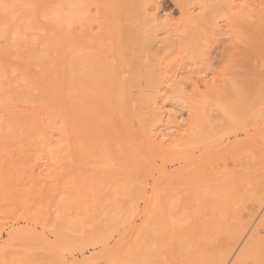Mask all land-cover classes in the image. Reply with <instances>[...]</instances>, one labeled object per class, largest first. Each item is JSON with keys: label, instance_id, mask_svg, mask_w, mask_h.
I'll return each mask as SVG.
<instances>
[{"label": "rangeland", "instance_id": "rangeland-1", "mask_svg": "<svg viewBox=\"0 0 264 264\" xmlns=\"http://www.w3.org/2000/svg\"><path fill=\"white\" fill-rule=\"evenodd\" d=\"M8 1H11L10 4ZM21 1L0 0V5L11 6L12 3ZM47 1L58 8L60 7L58 4H61L63 7H60V11L64 10L61 12L62 15L67 13L66 8L69 4L77 5V9L73 5L70 6L71 9L74 7L73 9L77 10L80 19L77 18L78 21L72 24L73 29L70 27L67 32V28H61L66 30V34L63 31L64 36H61L62 31H53V23L45 24L47 18L41 16L40 21L39 19L37 21L42 28L39 33L42 37L38 39L37 47L29 48L26 41H23L18 43L19 50L0 49V264H117L115 256H120L121 259L120 257L118 259L121 261L123 254L125 252L128 254V251L136 253L134 257H139L135 258L137 260L135 264H146L147 258L154 255L155 246L146 247L143 244L147 245L148 241L141 240L142 247H146L145 251L151 249L150 256L146 257L144 252L140 251L141 237L148 240L149 236L150 239L155 236L159 241L168 240L167 244H164L165 249H168L169 245L171 249L174 247V252L171 251V254H174L179 250L185 252V246L181 249L184 244H179L185 238L182 236L180 239L179 233L180 236L181 234L187 236L190 233L192 236L196 235V237L190 235V238L187 236L190 239V243L188 238L186 239L190 247L185 244L188 248L183 256L180 253L182 251L178 252L181 257L173 255L175 259L182 260L188 256L189 251L192 258L186 260L188 264L189 260H192L190 264H212L214 259L216 262L213 264H264V235L263 238L259 235V231L264 228V180L259 178L264 176L262 164L264 116L261 115L264 112V101H261L264 99L262 77L264 64L261 63L264 62V48H260L264 44V32L260 30L261 36L259 34L260 37L257 38L258 34L255 36L257 26L253 25L259 24L257 22L260 21V18L258 20L256 17V12L258 15L263 9L264 14V1L60 0L61 3L58 0ZM47 8L43 7L44 10ZM7 9L10 10H7V14L0 11L3 22L12 20L10 18L12 15L8 14L9 12L13 14L14 11L12 8ZM4 15L10 19H4L2 17ZM262 24L264 25V21ZM262 24L259 27L264 29ZM70 29L72 32H69ZM50 31L52 33H49ZM55 33L59 34L58 39L54 37ZM43 35L45 39L51 38L53 41V38H56L54 40H59L60 44L63 41L62 43L65 42L66 45L62 44L63 47L58 50L59 44L56 45L58 42L56 41V46L53 45L60 52L53 51L51 50L53 45L49 46L51 41L48 43L46 40L47 45L45 43L44 45L47 48L43 47ZM65 36L70 38L66 39ZM1 39L6 42L0 40V48L10 44V35ZM71 43L76 47L73 45V48L66 47ZM58 53L59 61L55 57ZM256 70L261 73L260 76ZM253 71L257 78L263 79V83L262 79L258 80L261 82L260 85L262 84L260 88H258L260 85L254 83L258 81L255 80ZM251 76L255 79L252 80ZM246 89L252 91L244 92ZM258 90L259 93L260 90L263 91L262 99L259 98ZM209 91L210 94L207 93ZM236 93L235 98L239 97L237 101L245 100L244 96L247 93V96H250L249 102L247 99L244 101L245 108L235 105L238 103L235 98L231 101L223 99L224 97L230 99ZM205 103H208L210 108ZM246 105L249 109L247 111ZM257 105L260 106L259 109L262 107L261 110L257 109ZM219 112L222 117L219 115L217 119L220 120L219 123L216 120L214 122V117L218 116ZM195 113L199 116L197 117ZM218 124L220 125L217 127ZM185 142L189 144H182ZM251 151H254V154ZM223 154H226L225 160ZM253 157L263 158L260 161L256 160L257 164ZM222 158L224 161H221ZM243 159L245 164L248 162L245 165L246 170L242 169L244 165L242 167L239 165L240 162H244ZM248 159H253V162ZM260 162L263 166L259 164ZM255 164L258 165L255 166L258 170L254 167ZM203 165H207V169L205 167L203 169ZM260 166L263 168L259 170ZM196 168L205 171L203 173L205 175L201 174L202 170L197 174L199 177L202 176L201 181L196 179H199L196 173L195 180L189 178L190 174L191 177L194 176L192 173L198 170ZM148 169L152 170L149 172ZM230 170L233 174L229 172ZM179 172L180 178L178 176L177 179H181L183 184L181 181L176 182ZM146 173L148 178H145ZM240 173L245 176L241 177ZM187 175L189 179L186 182ZM160 176L162 177L159 179ZM170 180L176 182V185L182 184V187L170 183L169 188L166 184ZM224 184H229V188ZM218 185H222L223 188L217 189ZM172 186L174 189L176 187L180 189L177 190L181 192L180 195L176 190V192L172 190ZM132 191L137 192L136 196ZM228 194L231 197H228ZM258 196L261 199L257 201L258 203L252 200H259ZM134 197L136 200L132 199ZM212 198L213 200H210ZM156 199L158 203L160 202V206L157 203V210ZM162 200L164 202H161ZM163 203L169 206L166 208ZM161 205L165 206L166 210ZM210 205L216 207H213L217 209L216 211L212 209L214 213ZM183 206L186 209H183ZM125 207L129 211L124 210ZM176 209H179L180 213ZM236 209L238 213L240 211L239 220L243 219L244 227L241 228L244 230L239 229L241 233L237 232L238 234L234 235L233 222L241 221L237 219L232 221V216H237ZM154 211L156 215L159 212L157 216L160 220L152 218L155 216ZM159 215H162V218ZM146 219L155 221V224L152 223L151 227ZM194 219L197 224L193 223ZM140 228L141 237L138 231ZM157 228L159 234L156 233ZM256 233H259V241ZM169 234L172 238L168 236L166 239V235ZM241 234L242 236H236ZM144 235H148L147 238L143 237ZM162 235L166 238H161ZM232 235L233 238L238 237L236 242L235 239H231ZM195 244H198L197 247ZM133 247L137 248L138 252ZM103 250L104 253L108 251L105 254L110 252L108 256L112 259L104 257ZM118 251L116 255L115 252ZM140 253L143 257L145 255V260ZM154 257L150 264H153L152 260H156Z\"/></svg>", "mask_w": 264, "mask_h": 264}, {"label": "bare ground", "instance_id": "bare-ground-1", "mask_svg": "<svg viewBox=\"0 0 264 264\" xmlns=\"http://www.w3.org/2000/svg\"><path fill=\"white\" fill-rule=\"evenodd\" d=\"M55 1H57V0H55ZM58 1H60V0H58ZM58 1H57V2H58ZM256 1H257V0H256ZM256 1H255V2H256ZM262 1H264V0H262ZM3 2H4V1H3ZM3 2H2V3H3ZM5 2H6V1H5ZM10 2H11V1H8L9 4H10ZM15 2H16V1H15ZM18 2H19V0H18ZM0 3H1V2H0ZM60 3H61V1H60ZM66 3H67V2H66ZM71 3H73V2H71ZM263 3H264V2H263ZM3 4H5V3H3ZM6 4H7V3H6ZM12 4H13V5H11V6H10V5H2V4L0 5V11H1V12L3 11V14L6 13V12H8V11H10V10H8L7 8H12L13 11H14V13H13V11H11L14 15L11 14L10 12H9V14H8L9 16L12 15V16H10V18H12V20H8L9 17H6L7 15L2 16V17H4V19L7 18V20H8L7 22H6V20H5L4 22L1 21L2 18H1V16H0V40L3 41L4 39H1V37L4 38V37H7V35H10V44L5 45L4 48H3V46H1V48H0L1 50H8V49H11V48H12V49H18V50H19L20 47L18 48V46H19L18 43H19V42H23V41H26V43H27L26 46H28L29 48L37 47V45H38V42H37V41H38V39H39L40 37H42V36L39 35V33L42 31L41 25H40V23H39V21H40V19H41V18H40L41 16H42V18L44 17V19L47 18V22H46V19H45V21H44V19L42 20V21L45 22V24H46V23H49V22H51V23H49V24H52V23H53V24H52V25H53V26H52V27H53V31L56 30V32L60 31L61 28H63V27H64V29L67 28V32H68V28H70V27L72 26V24H74L76 21H78V20H77V18H78L77 10H74V9H73L74 7H72V9H71V7H70V6H72L73 4H75V3H73V4H69V6H68V4H67L68 8H70V9L66 8V9H67V13H63V15L61 14V12H63L64 10H63V11H60V7H63L61 4H58V5L60 6V7L58 8V6H56L55 4H48V1H47V0H38V1H37V0H33V1H23V0H22L21 3H16V4H15V3H12ZM47 4L50 5V7L47 6ZM260 4H261V6H262V3H260ZM44 6H45V8H47V7H49V8H47V10H44V9H43ZM46 6H47V7H46ZM67 6H65V7H67ZM73 6H75V8L77 9V5H73ZM255 8H256V7H255ZM263 8H264V5H263ZM3 9H4V10H3ZM5 9H6V10H5ZM61 9H62V8H61ZM64 9H65V8H64ZM7 10H8V11H7ZM259 10H260V8H259ZM42 11L46 12L47 14H44V12H42ZM260 11H261V10H260ZM262 11H263V9H262ZM262 11L259 12L258 15H257V12H256V17H257V19L260 18V21L257 22V23H259V24H260V23L262 24V22L264 21V14L262 13ZM65 12H66V10H65ZM261 13H262V14H261ZM6 14H7V13H6ZM65 14H66V15H65ZM260 14H261V15H260ZM0 15H1V14H0ZM79 15L82 16V18H83V16H84V15H81V14H79ZM63 16H64V17H63ZM80 16H79V17H80ZM259 16H260V17H259ZM261 16H262V18H261ZM36 17H37V18H36ZM10 18H9V19H10ZM80 18H81V17H80ZM84 18H85V16H84ZM37 19H39V21H37ZM78 19H79V18H78ZM261 19H263V21H262ZM79 20H80V19H79ZM83 20H84V19H83ZM253 20H254V22L256 21L255 19H253ZM258 20H259V19H258ZM261 21H262V22H261ZM254 22H253V23H254ZM41 24H42V23H41ZM259 24H256V23L253 24L254 26H257V30H255V36H256V34H258V35H257L258 37L256 36L257 38H259V37L261 36V31H260V30H263V32H264V29H262V28L259 27V26H261V24H260V25H259ZM42 25H43V24H42ZM262 25H263V24H262ZM263 26H264V25H263ZM71 28L73 29V27H71ZM263 28H264V27H263ZM31 31H38V33L31 34V33H30ZM61 31H62V33H63L64 30H61ZM258 31H260V32L258 33ZM43 32H44V30H43ZM69 32H72L71 29H70ZM263 32H262V33H263ZM49 33H52V32L50 31ZM62 33H61V36H64V33L66 34V30L64 31L63 34H62ZM43 34H45V32H44ZM67 34H68V33H67ZM259 34H260V36H259ZM55 35H56V36H54V37H56V38L59 36V34H56V33H55ZM68 35H69V34H68ZM50 36H51V35H49V37H50ZM69 36H70V35H69ZM44 37H45V36L43 35V47H45V46L47 45V44L45 43L46 40H47L48 43L51 41V43H49V46H51V45H53V44L55 45L56 41L59 42V40H54V39H56V38H53L52 36H51V37L53 38V41L50 40L51 38L49 39V38L46 37L47 39H45ZM59 37H60V36H59ZM65 38H66V36H65ZM67 38H68V37H67ZM67 38H66V39H67ZM69 38H70V37H69ZM69 38H68V39H69ZM57 39H58V38H57ZM59 39L62 40V38H59ZM255 39H256V38H255ZM11 40H12L13 42H12ZM44 40H45V41H44ZM48 40H49V41H48ZM61 40H60V41H61ZM263 40H264V39H263ZM4 41H5V40H4ZM258 41H259V39H258ZM5 42H6V41H5ZM58 42L56 43V45L59 44L58 46H61V47H59V48H60V49H59L58 46H57V49H58V50H61V48L63 47V45L65 46L66 44H65V42H64V44H63V43H62L63 41H61V44H60V42H59V43H58ZM67 42H68V41H67ZM7 43H9V42H7ZM44 43H45L46 45H44ZM68 43H69V42H68ZM257 43H259V42H257ZM257 43H256V44H257ZM62 44H63V45H62ZM24 45H25V44H24ZM24 45H23V46H24ZM54 45H53V49H52V47H51V50H53V51H54V50H57V49H55L56 47H54ZM56 45H55V46H56ZM72 45L74 46V44L71 43L70 45H67L66 47H72ZM49 46H48V48L50 49ZM261 46H262V45H261ZM75 47H76V46H74V48H75ZM46 48H47V46H46ZM72 48H73V47H72ZM260 48H261V49L264 48V44H263V47H260ZM256 49H257V47H256ZM58 50H57V51H58ZM258 50H259V48H258ZM261 51H263V50H261ZM261 51H259V52H261ZM55 52H56V51H55ZM58 52H60V51H58ZM259 52H258V53H259ZM261 53H262V52H261ZM263 53H264V52H263ZM263 53H262V54H263ZM259 55H260V54H258V56H259ZM58 56H59V57H58ZM260 56H261V55H260ZM55 57H56V59L59 61V58H60L59 53H58V55L55 56ZM57 57H58V58H57ZM263 57H264V56H263ZM263 57H262V58H263ZM251 58H252V57H251ZM259 58H260L259 61L261 62V57H259ZM259 58H258V59H259ZM255 59H256V58H255ZM58 61H57V63H58ZM251 61H252V60H251ZM255 61H256V60H255ZM257 61H258V60H257ZM257 61H256V62H257ZM259 61H258V62H259ZM241 62H243V60H242ZM249 63H250V62H249ZM251 63H252V62H251ZM261 63L264 64V62H261ZM261 63H260V64H261ZM240 64L242 65L243 63H240ZM253 65H254V64H253ZM256 66H257V65H256ZM250 67H251V66H250ZM253 68H255V67L253 66ZM256 68H257V67H256ZM256 68H255V69H256ZM258 68H259V70H260V66H258ZM255 69H254V70H255ZM263 70H264V69H263ZM263 70H262V67H261V71H263ZM261 71H259V72H261ZM263 72H264V71H263ZM263 72H262V73H263ZM245 73H246V74H247V73L249 74V72H245ZM245 73H244V74H245ZM252 73H253V75H254V74L256 75V73H257V75L259 74L258 76L261 75V73H258L257 70H256V73H255L254 71H253ZM263 74H264V73H263ZM251 75H252V74H251ZM255 75H254V76H255ZM239 76H240V75H239ZM243 76H245V75H243ZM245 77H246V76H245ZM249 77H250V76H248V78H249ZM251 77H252V76H251ZM255 77H256V79H255ZM255 77H254V79H255L256 81H258V80L260 81V79H262V78H259V77H258V78H259V79H258L257 76H255ZM262 77H264V75H262ZM246 78H247V77H246ZM251 79L254 80L253 77H252ZM239 80H240V77H239ZM239 80H237V81H239ZM243 81H246V80L243 79ZM247 81H248V80H247ZM259 81H258V82H255V81H254V83H256L257 85H260L261 82L263 83V79L261 80V82H259ZM241 82H242V80L239 81V83H241ZM250 82H251V81H250ZM252 83H253V82H252ZM244 84H245V82H244ZM246 84H247V83H246ZM237 85H238V84H237ZM249 85H250V84H249ZM251 85H252V84H251ZM254 85H255V84H254ZM257 85H256V86H257ZM263 85H264V84H263ZM238 86H239V85H238ZM256 86H254V87L256 88ZM261 86H262V84H261L260 86H258V88H260ZM245 87H246V86H245ZM250 88H251V87H250ZM250 88H249V89H250ZM249 89H246L244 92L248 91ZM261 89H262V88H261ZM252 90H254V88H253ZM252 90H251V91H252ZM223 91H224V89H223ZM229 91H230V90H229ZM251 91H248V93H250ZM263 91H264V89H263ZM263 91L260 90V93H259V90L257 91V92L260 94L259 98H261V99H262L263 96H264V95H263V96L261 95V94L264 93ZM232 92H233V91H232ZM261 92H263V93H261ZM207 93L210 94V91L207 92ZM213 93H214V92H213ZM224 93H226V92L224 91ZM248 93H247V95H248ZM255 93H256V92H255ZM258 93H256V94L258 95ZM216 94L219 95V93H216ZM220 94H221V93H220ZM238 94H239V93H238ZM240 94H241V93H240ZM207 95H208V94H207ZM225 95H228V94H224V96H225ZM242 95H243V94H242ZM245 95H246V94H245ZM247 95H246V96H247ZM252 95H254V94L252 93ZM252 95H251V97L253 98ZM257 95L254 96V97H256V101H257V99H258V98H257ZM212 96H213V95L211 94V97H212ZM228 96H229V95H228ZM232 96H233V97H232L233 99H232V98L229 99V97H227V98L224 97L223 99H224L225 101H227V100H230V101H231V100H235V99H236V102L239 103L240 100L237 101V99H239V97H236V98H235V96H237V93L234 94V95H232ZM243 96H244V95H243ZM243 96H242V97H243ZM246 96H244L245 100H246V99H247V100L250 99V96H247V97H246ZM230 97H231V96H230ZM248 97H249V98H248ZM212 98H213V97H212ZM212 98H211V99H212ZM221 98H222V97H221ZM234 98H235V99H234ZM207 99H208V98H207ZM218 99H219V97H218ZM240 99H241V97H240ZM261 99H259V101H260ZM212 100H213V99H212ZM216 100H217V99H214V101H216ZM221 100H222V99H221ZM242 100H243V101H242ZM245 100H244V99H241L242 102L240 101V103L243 104L242 106H241L240 103H239V104H238V103H235V101H232V103L234 102L235 105L237 104L239 107H244V106H245L244 104H245V102H246ZM253 100H254V99H253ZM219 101H220V99H219ZM244 101H245V102H244ZM249 101H250V100H248V102H249ZM261 101H264V99H262ZM200 102H201V101H200ZM205 102H206V101H205ZM243 102H244V103H243ZM253 102H255V100H254ZM257 102H258V101H257ZM208 103H209V102H208ZM208 103H205V104H207V106H208ZM251 103H252V102H251ZM251 103H249V104H251ZM259 103H260V102H259ZM247 104H248V103H247ZM252 104H253V103H252ZM252 104H251V106H253V105L255 106L256 102H255V104H253V105H252ZM196 105H197V103H196ZM202 105H203V103H202ZM232 105H233V104H232ZM261 105H262V102H261L260 106H261ZM263 105H264V102H263ZM200 106H201V105H200ZM207 106H206V107H207ZM209 106H210V103H209ZM209 106H208V107H209ZM214 106H215V105H214ZM251 106L248 105L249 108H250ZM260 106L257 105V109H259L258 107H260ZM210 107H211V106H210ZM210 107H209V108H210ZM231 107H232V106H231ZM235 107L237 108V106H235ZM239 107H238V108H239ZM197 108H198V107H197ZM217 108H218V107H217ZM229 108H230V107H229ZM244 108H245V107H244ZM244 108H243V109H244ZM251 108H252V107H251ZM261 108H262V107H261ZM261 108H260L259 110H261ZM263 108H264V106H263ZM207 109H208V108H207ZM210 109H212V107H211ZM231 109H232V108H231ZM233 109H234V108H233ZM247 109H248V108H247V105H246V111H247ZM213 110H214V109H213ZM236 110H237V109H236ZM240 110H241V108H240ZM248 110H249V109H248ZM263 110H264V109H263ZM206 111L208 112V110H206ZM216 111H218V110H216ZM219 111H220V110H219ZM225 111H226V110H225ZM227 111H228V110H227ZM230 111H231V110H230ZM254 111H255V110H254ZM256 111H258V110H256ZM238 112H239V111H238ZM240 112H241V111H240ZM240 112H239V113H240ZM250 112H252V110H251ZM250 112H249V113H250ZM227 113H229V112H227ZM231 113H232V112H231ZM244 113H245V109H244ZM249 113H248V114H249ZM256 113H257V112H256ZM259 113H260V112H259ZM195 114H197V113H195ZM206 114H207V113H206ZM216 114H217V113H216ZM216 114H215V115H216ZM237 114H238V113H237ZM208 115H209V112H208ZM215 115H214V116H215ZM219 115H221V112L218 113V116H215V117H214V122H215V120L218 121L217 119H218ZM250 115H251V114H250ZM252 115H253V114H252ZM261 115L264 116V112H263V114H261ZM196 116L198 117L199 115L197 114ZM232 116H233V115L231 114V117H232ZM237 116H239V114H238ZM237 116H236V117H237ZM242 116H244V115H242ZM242 116H241V118H242ZM246 116H247V114H246L244 117L246 118ZM253 116H254V115H253ZM259 116H260V115H259ZM194 117H195V116H194ZM200 117H201V115H200ZM209 117H210V116H208V118H209ZM216 117H217V118H216ZM221 117H222V115H221ZM234 117H235V116H234ZM248 117H249V116H248ZM215 118H216V119H215ZM239 118H240V117H239ZM239 118H238V119H239ZM241 118H240V119H241ZM249 118H252V117L250 116ZM203 119H204V118H203ZM209 119H211V118H209ZM232 119H233V118H232ZM201 120H202V119H201ZM205 120H206V119H205ZM242 120H244V119H242ZM198 121H200V120H198ZM219 121H220V120H219ZM219 121H218V123H219ZM245 121H247V120H245ZM245 121H244V122H245ZM209 122H210V121H209ZM233 122H234V120H233ZM240 122H241V121H240ZM256 122H257V121H256ZM263 122H264V121H263ZM245 123H246V122H245ZM188 124H189V123H188ZM205 124H206V123H205ZM210 124H211V123H210ZM212 124H215V123L212 122ZM228 124H229V123H227V125H228ZM238 124H239V123H238ZM262 124H263V123H262ZM219 125H220V124H218L217 127H218ZM222 125H223V124H222ZM235 125H236V123H235ZM263 125H264V124H263ZM263 125H262V127H264ZM202 126H203V125H202ZM228 126H229V125H228ZM228 126H227V127H228ZM241 126H242V125H241ZM203 127H204V126H203ZM212 127H213V126H212ZM221 127H223V126H221ZM221 127H220V128H221ZM230 127H231V125H230ZM237 127H238V126H237ZM260 127H261V126H260ZM228 128H229V127H228ZM200 129H201V128H200ZM204 129H205V128H203V130H204ZM215 129H216V128H215ZM224 129H225V127H224ZM238 129H239V128H238ZM254 129H255V128H254ZM205 130H206V129H205ZM227 130H229V129H227ZM219 131L221 132L220 129H219ZM247 131H248V130H247ZM256 131H257V130H256ZM224 132H225V131H224ZM147 133H148V132H147ZM162 133H163V132H162ZM255 133H256V132H255ZM263 134H264V133H263ZM263 134H262V135H263ZM142 135H143V134H142ZM194 135H195V134H194ZM250 135H251V134H250ZM250 135H249V136H250ZM147 136L149 137V133L147 134ZM196 136H197V135H196ZM199 136H200V135H199ZM232 136H233V135H232ZM252 136H254V135H252ZM252 136H251V138H254V137H252ZM148 137H147V139H148ZM247 137H248V135H247ZM189 138H190V137H189ZM193 138H194V137H193ZM207 138H208V137H207ZM251 138H249V139H251ZM263 138H264V135H263ZM175 139H176V138H175ZM201 139H202V137H201ZM210 139H211V138H210ZM261 139H262V138H261ZM149 140H150V138H149ZM192 140H194V139H192ZM196 140H197V138H196ZM196 140H194V141L197 142ZM208 140H209V139H208ZM256 140H257V139H256ZM176 141H178V140L176 139ZM183 141H184V140H183ZM198 141H199V139H198ZM202 141H203V140H202ZM258 141H260V138L258 139ZM173 142H174V140H173ZM191 142H192V141H191ZM191 142H190V143H191ZM228 142H229V141H228ZM262 142H263V141H262ZM241 143H242V142H241ZM248 143H249V142H248ZM251 143H252V141H251ZM182 144H189V143H188V142H185V143H182ZM182 144H181V145H182ZM193 144H194V143H193ZM210 144H211V143H210ZM229 144H230V143H229ZM232 144H233V143H232ZM255 144H257V143H255ZM174 145H175V144H174ZM176 145H177V144H176ZM179 145H180V144H179ZM234 145H237V144H234ZM244 145H245V144H244ZM261 145H262V143H261ZM256 146H257V145H256ZM263 146H264V145H263ZM184 147H185V145H184ZM184 147H183V148H184ZM190 147L193 148V146H190ZM252 147H253V146H252ZM162 148H164V147H162ZM173 148H174V147H173ZM187 148H188V147H187ZM210 148H211V147H210ZM237 148H239V147H237ZM246 148H247V147H246ZM256 148H257V147H256ZM263 148H264V147H263ZM235 149H236V147H235ZM259 149H260V148H259ZM196 150H197V149H196ZM231 150H232V149H231ZM239 150H240V149H239ZM249 150H250V149H249ZM257 150H258V148H257ZM260 150H261V149H260ZM237 151H238V150H237ZM255 151H256V149H255ZM262 151H264V149H262ZM187 152H188V151H187ZM235 152H236V151H235ZM235 152H234V153H235ZM251 152L254 154V151H251ZM258 152H259V151H258ZM204 153H205V152H204ZM256 153H257V152H256ZM259 153H260V152H259ZM171 154H172V153H171ZM225 155H226V154H225ZM225 155L223 154L224 160H225ZM182 156H183V155H182ZM219 156H220V155H219ZM172 157H173V156H172ZM172 157H171V158H172ZM178 157H179V156H178ZM178 157H177V158H178ZM197 157H198V156H197ZM226 157L230 158V156H226ZM175 158H176V157H175ZM175 158H174V159H175ZM179 158H181V157H179ZM219 158H220V157H219ZM251 158H252V156H251ZM253 158H254V157H253ZM262 158H263V157H261V158H258V157H257V159H256V158H254V159H255V161H256V160H259V161H260ZM216 159L218 160V157H217ZM226 159H227V158H226ZM231 159H232V158H231ZM244 159H245V158H244ZM244 159H243V160H244ZM160 160H161V159H160ZM202 160H203V159H202ZM207 160H208V162H209V159H207ZM224 160H223V158H222L221 161H224ZM248 160H250V161L252 160V162H253V159H248ZM178 161H179V160H178ZM203 161H204V160H203ZM214 161H216V160H214ZM214 161H213V162H214ZM226 161H227V160H226ZM165 162H166V161H165ZM179 162H180V161H179ZM217 162H218V161H217ZM219 162H220V160H219ZM219 162H218V164H219ZM252 162H251V164H252ZM256 162H257V164H258V161H256ZM261 162H262V161H261ZM261 162H260L259 164H261ZM191 163H192V162H191ZM220 163H224V162H220ZM238 163H239V162H238ZM199 164H200V163H199ZM205 164L208 165V163H206V161H205ZM216 164H217V163H216ZM224 164H225V163H224ZM247 164H248V162L245 164V160H244L243 163H241V162L239 163V165H241V167L244 165L245 168L242 167L243 170H244V169L246 170V166H245V165H247ZM257 164H255L254 167H255V166H258ZM262 164H264V162H262ZM262 164H261V166H263ZM201 165H202V164H201ZM207 165H206V166L203 165V169H205V168L207 169ZM252 165H253V164H252ZM252 165H251V166H252ZM223 166H224V165H223ZM261 166H260V167H261ZM148 167H150V166H148ZM148 167H147V168H148ZM186 167H187V165H186ZM195 167H196V166H195ZM204 167H205V168H204ZM249 167H250V166H249ZM254 167H253V168H254ZM260 167H259V170L263 168V167H261V168H260ZM141 168H142V167H141ZM154 168H155V165H154ZM212 168H213V167H212ZM238 168H239V167H238ZM255 168H257V167H255ZM255 168H254V169H255ZM142 169H146V167H145V168H142ZM156 169H157V168H156ZM181 169H182V168H181ZM196 169H198V170L195 171V172L193 171V173H192L194 176L191 177V174H190L189 178H193V179L195 180L196 175H197L198 173L200 174V170H202V171H201V174H202V175H205V174H203V173H205V171H203L202 168H200V169H199V168H196ZM223 169H224V168H223ZM225 169H226V168H225ZM232 169L235 171L234 167H233ZM248 169H249V168H248ZM263 169H264V168H263ZM148 170H149V169H148ZM150 170H152V169H150ZM150 170H149V172H150ZM153 170H154V169H153ZM161 170H163V169H161ZM183 170H184V168H183ZM243 170H241V171L244 172ZM257 170H258V168H257ZM146 171H147V170H146ZM146 171H145V172H146ZM174 171H175V170H174ZM179 171H180V170H179ZM214 171H215V170H214ZM225 171H226V170H225ZM234 171H233V172H234ZM247 171H248V170H247ZM247 171H246V172H247ZM249 171H251V170H249ZM252 171H253V170H252ZM255 171H256V170H255ZM149 172H148V173H149ZM153 172H154V171H153ZM227 172H228V171H227ZM229 172H231V170H230ZM235 172H236V171H235ZM235 172H234V173H235ZM239 172H240V170H239ZM184 173H185V172H184ZM184 173H183V174H184ZM195 173H196V175H195ZM223 173H224L223 176H225V175H226L225 172H223ZM231 173H232V172H231ZM247 173H248V172H247ZM247 173H246V175H247ZM149 174H150V173H149ZM149 174H148V175H149ZM159 174H161L160 171H159ZM167 174H168V172H167ZM167 174H166V175H167ZM215 174H218V173H215ZM227 174H228V173H227ZM232 174H233V173H232ZM235 174H236V173H235ZM238 174H239V173H238ZM243 174H244V173H243ZM254 174H256V173L254 172ZM258 174L260 175V173H258ZM142 175H143V174H142ZM144 175H145V178H148V177L146 176L147 173L144 174ZM154 175H155V174H154ZM166 175H165V176H166ZM175 175H177V174H175ZM175 175H174V177H175ZM179 175H180V172H179V174L176 176V182H177V183H179V182L181 181V179H177V177H178ZM181 175H182V174H181ZM207 175L211 178V176L209 175V173H208ZM207 175H206V176H207ZM218 175H219V174H218ZM240 175H241V177H242V176H245V174L242 175V173H240ZM240 175H239V177H240ZM184 176H185V175H184ZM208 176H207V178H208ZM248 176H249V175H248ZM253 176H256V175H253ZM253 176H252V177H253ZM161 177H162V176H160L159 179H160ZM197 177H199V175H197ZM215 177L217 178V176H214V178H215ZM219 177H220V175H219ZM219 177H218V178H219ZM256 177H257V176H256ZM260 177L263 178V180H264V176H259V178H260ZM179 178H180V176H179ZM186 178H187V179H186ZM186 178H185V181L187 182V180L189 179V178H188V175L186 176ZM200 178L202 179V176H201V175H200L199 179H198V178H196V179L201 181ZM210 178H208V179H210ZM220 178H221V177H220ZM153 179H154V178H153ZM193 179H192V180H193ZM203 179H204V178H203ZM241 179H242V178H241ZM141 180H143V179H141ZM173 180H174V179H173ZM177 180H179V181H177ZM190 180H191V179H190ZM192 180H191V181H192ZM194 180H193V181H194ZM210 180H212V179H210ZM232 180H233V179H232ZM234 180H236V179H234ZM238 180H239V179H238ZM261 180H262V179H261ZM143 181H144V180H143ZM159 181H161V180H159ZM213 181H214V179H213ZM139 182H140V181H139ZM157 182H158V181H157ZM176 182L170 180L169 182H167L166 186L168 185V187L171 188V187L169 186L170 183H173V185H176V184H177ZM181 182H182V184H183V181H181ZM189 182H190V181H189ZM189 182H188V183H189ZM224 182H225V180H224ZM226 182H227V180H226ZM231 182H232V181H231ZM236 182H238V181H236ZM257 182H258V181H257ZM261 182H262V181H261ZM141 183H142V182H141ZM159 183H160V182H159ZM159 183H158V185H159ZM163 183H165V180H164ZM174 183H175V184H174ZM188 183H187V184H188ZM228 183H230V181H229ZM255 183H256V182H255ZM144 184H145V183H144ZM148 184H149V183H148ZM182 184H180V185H176V186H179V187H180ZM190 184H191V183H190ZM246 184H247V183H246ZM257 184H258V183H257ZM163 185H164V184H163ZM171 185H172V184H171ZM216 185H217V184H216ZM225 185H226V184H224V186H225ZM230 185L232 186V184H230ZM253 185H254V184H253ZM259 185H260V184H259ZM263 185H264V184H263ZM145 186H146V184H145ZM176 186H175V187H176ZM213 186H214V185H213ZM226 186L228 187L229 184H227ZM239 186H240V185H239ZM140 187H141V186H140ZM157 187H158V186H157ZM172 187H173V186H172ZM181 187H182V186H181ZM183 187H184V186H183ZM209 187H210V185H209ZM214 187H215V186H214ZM216 187H217V189H218V187H219L220 189H221V187L223 188L222 185H221V186L218 185V186H216ZM259 187H261V186H259ZM263 187H264V186H263ZM164 188H165V187H164ZM228 188H229V187H228ZM184 189H186V188H184ZM187 189H188V188H187ZM191 189H192V188H191ZM217 189H216V190H217ZM224 189H225V188H224ZM256 189H257V188H256ZM159 190H160V189H159ZM170 190H171V189H170ZM172 190H173V191H175V190L177 191V190H180V189H177V187H176V189H174V187H173ZM197 190H198V189H197ZM199 190H200V188H199ZM216 190H215V192H216ZM151 191H153V190H151ZM176 191H175V192H176ZM132 192L135 193L136 191H132ZM142 192H143V191H142ZM142 192H140V193H142ZM184 192H185V191H184ZM187 192H188V190H187ZM221 192H222V191H221ZM136 193H137V192H136ZM136 193H135V196H136ZM171 193H173V192H171ZM177 193H179V195H180L181 192H178V191H177ZM218 193H219V192H218ZM247 193H248V192H247ZM257 193L259 194V192H257ZM260 193H262V192H260ZM130 194H131V193H130ZM150 194H151V193H150ZM154 194H155V193H154ZM191 194H192V193H191ZM223 194H224V193H223ZM234 194H235V193H234ZM248 194H249V193H248ZM131 195H132V194H131ZM143 195H144V194H143ZM143 195H142V196H143ZM163 195H164V194H163ZM200 195H201V194H200ZM209 195H210V194H209ZM226 195H227V194H226ZM239 195H240V194H239ZM132 196H134V195H132ZM146 196H147V193H146ZM158 196H159V195H158ZM171 196H172V195H171ZM237 196H238V195H237ZM240 196L242 197V195H240ZM251 196H252V195H251ZM139 197L141 198V195H139ZM139 197H138V198H139ZM144 197H145V195H144ZM144 197H143V198H144ZM155 197H156V196H155ZM159 197H160V196H159ZM193 197H194V196H193ZM195 197H196V196H195ZM220 197H221V196H220ZM228 197H231V196H229V194H228ZM234 197H236V196H234ZM127 198H128V197H127V195H126V199H127ZM164 198H165V197H164ZM190 198H191V197H190ZM198 198H199V197H198ZM209 198H210V197H209ZM223 198H224V196H223ZM242 198H243V197H242ZM259 198H260V196H258V199H259ZM261 198H262V196H261ZM130 199H131V198H130ZM132 199L136 200L135 197L132 198ZM158 199H160V198H158ZM162 199H163V198H162ZM179 199H180V198H179ZM181 199H182V198H181ZM248 199H249V198H248ZM128 200H129V199H128ZM173 200H174V199H173ZM203 200H204V199H203ZM210 200H213V198L210 199ZM216 200H217V199H216ZM224 200H225V199H224ZM229 200H230V199H229ZM235 200H236V199H235ZM239 200H240V199H239ZM252 200H255L256 202H257V201L259 202L261 199H259V200H257V199H252ZM137 201H138V200H137ZM153 201H154V200H153ZM157 201H158V200L156 199V201H155V207H156V209H155V210H157V207L160 206V204H159L160 202L158 203ZM180 201H182V200H180ZM201 201H202V200H201ZM231 201H232V200H231ZM255 201H254V202H255ZM161 202H164V200H162ZM177 202L179 203V201H177ZM208 202H209V200H208ZM210 202H211V201H210ZM221 202H223V201L221 200ZM224 202H225V201H224ZM250 202H251V201H250ZM250 202H249V203H250ZM258 202H257V203H258ZM144 203H146V202H144ZM157 203L159 204L158 206H157ZM180 203H181V202H180ZM182 203H183V202H182ZM188 203H189V201H188ZM205 203H206V202H205ZM146 204H147V203H146ZM163 204H164V203H163ZM175 204H176V203H175ZM209 204H210V203H209ZM213 204H214V203H213ZM221 204H224V203H221ZM227 204H228V203H227ZM232 204H233V203H232ZM237 204H238V202H237ZM245 204H246V203H245ZM253 204H254V203H253ZM260 204H261V203H260ZM164 205H165V204H164ZM187 205H189V204H187ZM190 205H191V204H190ZM206 205H207V204H206ZM211 205H212V204H211ZM211 205H210V207H212V208H211V211H212L213 207H215V206H211ZM216 205H217V204H216ZM257 205H258V204H257ZM151 206L153 207V206H154V203H153ZM161 206L163 207L164 210H166L167 206H169V205H167V206L165 205L166 208H164L165 206H163V205H161ZM172 206H173V205H172ZM192 206H193V205H192ZM208 206H209V205H208ZM225 206H226V204H225ZM243 206H244V205H243ZM126 207H127V206H126ZM126 207H125L124 210H128V208L126 209ZM162 207H161V208H162ZM177 207H178V205L176 206V208H177ZM185 207H186V204H185ZM194 207H195V206H194ZM203 207H204V206H203ZM206 207H207V206H206ZM161 208H160V209H161ZM168 208H169V207H168ZM174 208H175V207H174ZM179 208H180V207H179ZM182 208H183V209H186V208H184V206H183ZM182 208H181V209H182ZM198 208H199V207H198ZM215 208H216V207H215ZM215 208H214V209H215ZM232 208H234V207H232ZM239 208H240V207H239ZM152 209H153V208H152ZM188 209H190V207H188ZM209 209H210V208H209ZM214 209H213V211H214ZM219 209H220V206H219ZM168 210H170V209H168ZM168 210H167V212L165 211L166 214H167V216H168ZM177 210H178L179 213H180V210H179V209H176V211H177ZM190 210H192V209H190ZM216 210H217V209H215V211H216ZM234 210H235V209H234ZM128 211H129V210H128ZM160 211H161V210H160ZM162 211H163V210H162ZM201 211H202V210H201ZM201 211H200V212H201ZM203 211H204V210H203ZM205 211H208V210L205 209ZM213 211H212V212H213ZM231 211H233V209H232ZM237 211H238V210L236 209V211H235L236 214H237L236 217H235L234 214H232V215H234V216H232V217H233V220H232V221H234V220L236 221V219H237L238 221L241 220V219L239 220V218H241V216L239 215V214H240V211H239V213H238ZM163 212H164V211H163ZM182 212H184V211H182ZM182 212H181V213H182ZM209 212H210V211H209ZM218 212H219V211H218ZM221 212H222V211H221ZM235 212H234V213H235ZM127 213H128V212L126 211V214H127ZM145 213H146V212H145ZM161 213H162V212H161ZM169 213H170V212H169ZM176 213H177V212H176ZM198 213H199V212H198ZM198 213H197V214H198ZM213 213H214V212H213ZM216 213H217V212H216ZM225 213H226V212H225ZM228 213H229V212H228ZM232 213H233V212H232ZM126 214H125V215H126ZM153 214H154L155 216H157V215L159 214V212H158V214L156 215V211H154ZM211 214H212V213H211ZM219 214H220V213H219ZM170 215H171V213H170ZM175 215H176V214H175ZM194 215H195V214H194ZM238 215H239L240 217H239ZM151 216H152V214L150 215V217H151ZM155 216L152 217V218H154V219L156 218L155 220H157L159 217H158V216L155 217ZM159 216H160V215H159ZM161 216H162V215H161ZM161 216H160V217H161ZM164 216H166L165 213H164ZM167 216H166V217H167ZM187 216H188V215H187ZM210 216H211V215H210ZM217 216H218V213H217ZM221 216H222V215H221ZM197 217H198V216H197ZM200 217H201V216H200ZM212 217H213V216H212ZM214 217H215V216H214ZM223 217H225V216L223 215ZM228 217H229V216H228ZM147 218H148V217H147ZM161 218H162V217H161ZM168 218H169V217H168ZM180 218H181V217H180ZM218 218H219V216H218ZM166 219H167V218H166ZM199 219H200V218H199ZM202 219H203V218H201V221H202ZM215 219H216V217H215ZM223 219H224V218H223ZM146 220L149 221V223L151 224V227H152V226H153L152 223H154L155 221H153V220L151 221V220H149V219H146ZM158 220H160V219H158ZM210 220H211V219H210ZM242 220H243V219H242ZM242 220H241L240 222H237V221H236L237 223H236V222H233L234 224L236 223V224H235L236 228H235V226H234V224H233V231H232V233H233L234 235H235V234H238L237 232H240L239 229H242V231L244 230V228H241V227H244V226H243L244 223L242 222ZM172 221H173V220H172ZM183 221H184V219H183ZM195 221H196V220L194 219V222H193V223H196ZM202 222H203V221H202ZM241 222H242V223H241ZM166 223H167V221H166ZM183 223H184V222H183ZM189 223H190V222H189ZM191 223H192V221H191ZM231 223H232V222H231ZM239 223H240V224H239ZM145 224L147 225V223H145ZM150 224H149V225H150ZM154 224H155V223H154ZM185 224H186V222H185ZM196 224H197V223H196ZM212 224H213V223H212ZM226 224H227V223H226ZM237 224H238V225H241V226L239 227V226H237ZM146 225H145V227L143 226V227L145 228V230H146ZM165 225H166V224H165ZM204 225H206L205 222H204ZM204 225H203V226H204ZM168 226H169V224H168ZM188 226H189V225H188ZM194 226H195V225H194ZM208 226H209V225H208ZM129 227H130V226H129ZM135 227H136V226H135ZM138 227H139V226H138ZM148 227H149V226H147V228H148ZM154 227H155V225H154ZM175 227H176V226H175ZM224 227H226V226H224ZM238 227H239V228H238ZM263 227H264V226H263ZM170 228H172V227H170ZM177 228H179V227H177ZM180 228H181V227H180ZM180 228H179V229H180ZM182 228L185 229L183 226H182ZM182 228H181V229H182ZM192 228H193V227H191V229H192ZM213 228H215V227H213ZM261 228H262V227H261ZM179 229H178V230H179ZM183 229H182V230H183ZM191 229H190V230H191ZM202 229H203V228H202ZM224 229H225V228H224ZM234 229L237 230V231H235ZM140 230H141V228H140L138 231L140 232ZM145 230H144V231H145ZM154 230H156V229L154 228ZM161 230L163 231V229H161ZM166 230H168V228H166ZM182 230H181V231H182ZM226 230H227V229H226ZM231 230H232V229H231ZM231 230H230V231H231ZM261 230L264 232V228L261 229ZM261 230L259 231L260 234H259V233H256V234H257L258 241H259L258 234H259L260 237H262V238H263V235H264V234H262V231H261ZM142 231H143V230H142ZM144 231H143V232H144ZM162 231H161V232H162ZM164 231H165V229H164ZM175 231H176V229H175ZM181 231H180V232H181ZM223 231H224V230H223ZM145 232H146V231H145ZM145 232H144V233H145ZM147 232H148V231H147ZM184 232H185V231H184ZM234 232H235V233H234ZM141 233H142V232H140V234H141ZM156 233L159 234V230H158V228H157V232H156ZM156 233H155V234H156ZM166 233L168 234V231H167ZM197 233H198V232H197ZM211 233H212V232H211ZM215 233H216V232H215ZM240 233H241V232H240ZM140 234H139V235H140ZM152 234L154 235L153 231H152ZM158 234H157V236H158ZM183 234H185V233H183ZM186 234H187V233H186ZM218 234H220V233H218ZM222 234H223V236H224V233H222ZM126 235H127V234H126ZM139 235H137L138 238H139ZM175 235H176V233H175ZM190 235H191V233H190ZM190 235H187V236L189 237ZM193 235H194V234H193ZM229 235H231V232L229 233ZM261 235H262V236H261ZM122 236H123V235H122ZM124 236H125V233H124ZM141 236H142V234L140 235V237H141ZM146 236H148V235H146ZM146 236L144 235L143 237H146ZM159 236H160V235H159ZM166 236H167V238H166L165 236H164V238L168 239V236H170V234H169V235H166ZM176 236H178V235H176ZM182 236L185 238V240H181V241H180V239L183 238ZM187 236L182 235V234H181V236H180V233H179V237H181V238L179 239V237H177L178 240L181 242V243L179 242V244H180V245H181V244H184V245H182L183 247H182L181 249H183L184 246H185V252H186V249L188 248L187 245H185V244H188V246H189V243H190V239H189V238H190L192 235H191L189 238H188ZM220 236H221V235H220ZM225 236H226V235H225ZM236 236L239 237V236H242V234H241V235H236ZM170 237H171V236H170ZM170 237H169V238H170ZM192 237H196V235H194V236H192ZM213 237H214V236H213ZM238 237H237V238H238ZM129 238H130V235H129ZM129 238H128V239H129ZM138 238H137V239H138ZM146 238H147V237H146ZM153 238L155 239L154 242H153V240H154ZM153 238L150 239V236H149V239L147 240V239H145V238L142 239V237H141V239H139V242H140V243L137 242V244L139 243V246H141V250H140V251H141V252H144L143 254H145L146 257H147V256H150V254H149L150 251H149V250H151V249L148 248V252L145 251V250H146V247H151V248H152L151 245L155 246V247H153V248H155V249H153V250H155L154 255L148 257V258H147L148 262H147V260H146V261H144V263L147 262L146 264H150V263H151V259H153V257L156 256V257H154V258H156V260H155V259H154L155 261L152 260V263H153V264H188V262H187L186 260H187V259H190V257H191L190 254H189V251H187L188 256L183 257L182 260H181V258H179V259L176 258V259H175V257H174L173 255L176 254V255H179V256H180V253H181V255H182V254L185 253V252L182 251V250H179V249H178L179 251H182V252L178 253L179 251H176V253H174V254L172 253V254H171V251L174 252V247H172V249H171V247H170V245H169L168 249H169V248H170V249H169V250H168V249H165V245H164V244H167V241H168V240H166V242H165V239L163 238V235H162L161 238H163L164 240L160 239L161 242L163 241L162 244H161V242L159 241V239H156L157 237L155 238V236H153ZM171 238H172V237H171ZM171 238H170V239H171ZM187 238H188V240H189V243L187 242L188 240H186ZM197 238H199V236H198ZM237 238H236V237L233 238V235H232V238H231V239H235V242H236V240H238ZM240 238H241V237H240ZM212 239H213V238H212ZM218 239H219V238H218ZM226 239H227V238H226ZM254 239H255V238H254ZM260 239H261V238H260ZM135 240H136V239H135ZM141 240L148 241L149 244H148V242H147V245L143 244V245L146 246V247H142L143 245L141 244ZM151 240H152V241H151ZM157 240H158V241H157ZM197 240H199V242H201L200 239H197ZM255 240H257V239H255ZM255 240H254V241H255ZM106 241H107V240H106ZM128 241H129V240H128ZM150 241H151V242H150ZM170 241H171V240H170ZM176 241H177V240H176ZM184 241H185V242H184ZM194 241H195V238H194ZM211 241H212V240H211ZM224 241H225V240H224ZM232 241H234V240H231V242H232ZM182 242H183V243H182ZM191 242H193L192 239H191ZM202 242H203V239H202ZM221 242H222V241H221ZM228 242H229V241H228ZM235 242H232V243H235ZM102 243H103V241H102ZM108 243H109V242H108ZM132 243H133V242H132ZM144 243H145V242H144ZM152 243H154V244H152ZM169 243H170V242H169ZM169 243H168V244H169ZM172 243H173V242H172ZM177 243H178V242H177ZM195 243H197V242L195 241ZM205 243H206V245H207V242H205ZM215 243H216V242H215ZM224 243H225V242H224ZM133 244H134V243H133ZM140 244H141V245H140ZM198 244H199V243H198ZM198 244H197V245H198ZM222 244H223V243H222ZM104 245H105V244H104ZM107 245H108V244H107ZM116 245H117V244H116ZM125 245H126V243H125ZM134 245H136V244H134ZM161 245H163L164 248H162L163 246L161 247ZM175 245H177V244H175ZM192 245H193V243H192ZM195 245H196V244H195ZM197 245H196V247H197ZM204 245H205V244H204ZM215 245H217V244H215ZM218 245H219V244H218ZM218 245H217V246H218ZM255 245H256V244H255ZM139 246H138V247H139ZM166 246H167V245H166ZM171 246H172V245H171ZM200 246H201V244H200ZM207 246H208V245H207ZM219 246H220V245H219ZM225 246H226V245H225ZM112 247H113V246H112ZM119 247L122 248L120 245H119ZM123 247H124V245H123ZM136 247H137V246H136ZM178 247L180 248L181 246L178 245ZM178 247L176 246V250H177ZM189 247H190V246H189ZM203 247H204V246H203ZM120 248H118L119 251H120ZM124 248H125V247H124ZM131 248H132V247H131ZM133 248L135 249V247H133ZM142 248H144L143 251H142ZM233 248H234V246H233ZM103 249H104V247H103ZM107 249H108V248H107ZM122 249H123V248H122ZM136 249H137V248H136ZM136 249H135V250H136ZM160 249H161V250H160ZM194 249H195V248H194ZM105 250H106V249H105ZM105 250H103V253H104ZM132 250H133V249H132ZM135 250H134L133 252H135ZM188 250H189V249H188ZM201 250H202V248H201ZM223 250H224V249H223ZM230 250H231V248H230ZM232 250H233V249H232ZM119 251H118V252H115L116 255H118ZM125 251H126V250H125ZM136 251H137V250H136ZM140 251H139V252H140ZM195 251H196V250H195ZM213 251H214V250H213ZM107 252H108V251H106L105 253H107ZM120 252H121V251H120ZM137 252H138V251H137ZM146 252H147L148 254H147ZM156 252H157V253H156ZM205 252H206V251H205ZM211 252H212V251H211ZM224 252H225V251H224ZM230 252H231V251H230ZM105 253H104V254H105ZM122 253H123V252H122ZM122 253H121V254H122ZM125 253H126V252H125ZM125 253H124L123 256H122L123 258H122L121 261L118 259L120 256H119V257H118V256H115V257H117V260H115L117 264H119V261L121 262V264H122V262H123V264H135V261L137 262L136 259H137L138 256H137V257H134V255H135L136 253L133 254L131 251H128V254H125ZM177 253H178V254H177ZM193 253H194V252H192L191 254H193ZM212 253H213V252H212ZM219 253H220V252H219ZM219 253H218V255H219ZM221 253H223V252H221ZM113 254H114V253H111V255H113ZM138 254H139V253H138ZM140 254H141V253H140ZM143 254H141V256H142ZM155 254H156V255H155ZM170 254H171V255H170ZM108 255H110V252H109V254H105V256H104V255H103V256H104V257H109V258H111V257L108 256ZM145 255H144V257L142 256V257H143L142 259L145 258ZM163 255H164V256H163ZM193 255H194V254H193ZM216 255H217V254H216ZM224 255H225V254H224ZM224 255H223V256H224ZM228 255H229V254H228ZM228 255H227V256H228ZM182 256H183V255H182ZM202 256H203V253H202ZM205 256H207V255H205ZM205 256H204V257H205ZM219 256H220V255H219ZM223 256H222V258H223ZM115 257L113 256V259H114ZM163 257H164V259L166 258V260L163 259V260H164V261H163V260H162ZM180 257H181V256H180ZM186 257H187V258H186ZM188 257H189V258H188ZM204 257H203V259H204ZM212 257H214V256H212ZM135 258H136V259H135ZM138 258H139V257H138ZM140 258H141V257H140ZM149 258H150V259H149ZM191 258H192V257H191ZM207 258H209V257H207ZM214 258H215V257H214ZM111 259H112V258H111ZM120 259H121V257H120ZM195 259H197V258H195ZM209 259H210V258H209ZM217 259H218V258H217ZM219 259H220V258H219ZM219 259H218V260H219ZM118 260H119V261H118ZM144 260H145V259H144ZM149 260H150V261H149ZM211 260H212V259H211ZM211 260H210V261H211ZM215 260H216V259H214V262H216ZM117 261H118V262H117ZM142 261H143V260H142ZM162 261H163V262H162ZM191 261H192V260H191ZM191 261L189 260V264H190ZM212 261H213V260H212ZM221 261H222V260H220V262H221ZM223 261L225 262L224 259H223ZM102 262H103V261H102ZM194 262H195V261H194ZM214 262H213V263H214ZM217 262H218V261H217ZM191 263H192V262H191ZM196 263H197V262H196ZM213 263H212V264H213ZM225 263H226V262H225ZM210 264H211V263H210ZM219 264H220V263H219Z\"/></svg>", "mask_w": 264, "mask_h": 264}]
</instances>
